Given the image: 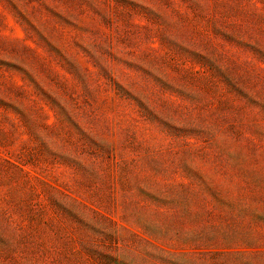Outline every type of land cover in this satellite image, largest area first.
I'll list each match as a JSON object with an SVG mask.
<instances>
[{
	"label": "rangeland",
	"instance_id": "obj_1",
	"mask_svg": "<svg viewBox=\"0 0 264 264\" xmlns=\"http://www.w3.org/2000/svg\"><path fill=\"white\" fill-rule=\"evenodd\" d=\"M0 264H264V0H0Z\"/></svg>",
	"mask_w": 264,
	"mask_h": 264
}]
</instances>
